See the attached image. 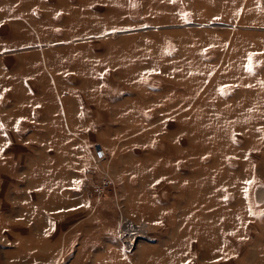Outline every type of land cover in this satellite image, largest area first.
<instances>
[{
	"label": "rangeland",
	"instance_id": "obj_1",
	"mask_svg": "<svg viewBox=\"0 0 264 264\" xmlns=\"http://www.w3.org/2000/svg\"><path fill=\"white\" fill-rule=\"evenodd\" d=\"M0 126V264H264V0H0Z\"/></svg>",
	"mask_w": 264,
	"mask_h": 264
},
{
	"label": "built area",
	"instance_id": "obj_2",
	"mask_svg": "<svg viewBox=\"0 0 264 264\" xmlns=\"http://www.w3.org/2000/svg\"><path fill=\"white\" fill-rule=\"evenodd\" d=\"M92 152H93V155L94 157H100L103 155V151H102V148L100 146V144L98 142H93L92 143ZM108 182V178H105V176H102L101 179H98V181L96 182H91V190L97 194L99 193V191L101 190L102 186L104 184H106ZM139 224L138 222L134 221V220H131V219H128V218H125L123 220V222L121 223V228L123 229L124 231V234L125 236L127 235L128 237H132L133 236V233H134V230L136 228H138ZM125 241V244L127 245H130L131 242H130V239L126 238L124 239Z\"/></svg>",
	"mask_w": 264,
	"mask_h": 264
},
{
	"label": "bare ground",
	"instance_id": "obj_3",
	"mask_svg": "<svg viewBox=\"0 0 264 264\" xmlns=\"http://www.w3.org/2000/svg\"><path fill=\"white\" fill-rule=\"evenodd\" d=\"M99 26V25H98ZM91 27V29H90V31H91V33L92 32H95V30L94 29H92V26H90ZM86 31V30H85ZM82 32V31H81ZM90 32H87V33H85V34H89ZM85 34H83V35H85ZM83 35L81 36V37H83ZM96 46V45H95Z\"/></svg>",
	"mask_w": 264,
	"mask_h": 264
},
{
	"label": "snow or ice",
	"instance_id": "obj_4",
	"mask_svg": "<svg viewBox=\"0 0 264 264\" xmlns=\"http://www.w3.org/2000/svg\"><path fill=\"white\" fill-rule=\"evenodd\" d=\"M0 127H2V126H0Z\"/></svg>",
	"mask_w": 264,
	"mask_h": 264
}]
</instances>
